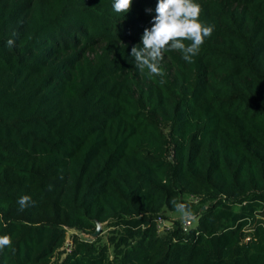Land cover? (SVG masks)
<instances>
[{"label":"trees","instance_id":"1","mask_svg":"<svg viewBox=\"0 0 264 264\" xmlns=\"http://www.w3.org/2000/svg\"><path fill=\"white\" fill-rule=\"evenodd\" d=\"M0 264H264V0H0Z\"/></svg>","mask_w":264,"mask_h":264},{"label":"rangeland","instance_id":"2","mask_svg":"<svg viewBox=\"0 0 264 264\" xmlns=\"http://www.w3.org/2000/svg\"><path fill=\"white\" fill-rule=\"evenodd\" d=\"M146 56H153L156 62H159L162 56V53L158 50V48L156 47V45H152L147 52L145 53ZM187 201H191V198L188 197ZM166 215L171 219V220H175L178 221L180 224H182L188 216H193L191 214H187L184 210H178L176 212L173 213H166ZM101 230H100V238H101V242L105 243L106 242V238L108 237V229L104 226V225H100ZM77 235L79 236V238L81 239H92L91 235H87V234H83V233H76L75 231H68L67 233V242L70 241L71 236L72 235ZM98 235V236H99Z\"/></svg>","mask_w":264,"mask_h":264},{"label":"built area","instance_id":"3","mask_svg":"<svg viewBox=\"0 0 264 264\" xmlns=\"http://www.w3.org/2000/svg\"><path fill=\"white\" fill-rule=\"evenodd\" d=\"M191 198V201H194V202H197V199L194 198V197H190ZM169 220H166L164 219L163 217L161 216H158L155 220L156 222V227H157V232L158 233H163L165 232L167 229L171 228V226H169L167 224ZM194 222H195V218L194 216H188L187 219L181 224V229L184 233L188 232L192 227H194ZM69 247H70V242H66L65 246H64V249L65 251L69 252ZM64 257V255H63Z\"/></svg>","mask_w":264,"mask_h":264},{"label":"water","instance_id":"4","mask_svg":"<svg viewBox=\"0 0 264 264\" xmlns=\"http://www.w3.org/2000/svg\"><path fill=\"white\" fill-rule=\"evenodd\" d=\"M167 224H168L169 226H171V225H172V222L168 221ZM100 227H101L100 224L97 223V224H96V230H95V232L91 235L92 239H95V238L99 235L100 230H101Z\"/></svg>","mask_w":264,"mask_h":264}]
</instances>
